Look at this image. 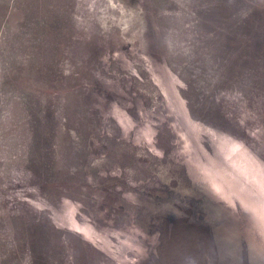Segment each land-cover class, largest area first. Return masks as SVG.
Returning a JSON list of instances; mask_svg holds the SVG:
<instances>
[{
  "label": "rangeland",
  "instance_id": "374dc122",
  "mask_svg": "<svg viewBox=\"0 0 264 264\" xmlns=\"http://www.w3.org/2000/svg\"><path fill=\"white\" fill-rule=\"evenodd\" d=\"M0 264H264V0H0Z\"/></svg>",
  "mask_w": 264,
  "mask_h": 264
}]
</instances>
